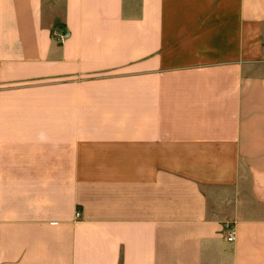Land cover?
Masks as SVG:
<instances>
[{
	"label": "crops",
	"instance_id": "1",
	"mask_svg": "<svg viewBox=\"0 0 264 264\" xmlns=\"http://www.w3.org/2000/svg\"><path fill=\"white\" fill-rule=\"evenodd\" d=\"M0 264H264V0H0Z\"/></svg>",
	"mask_w": 264,
	"mask_h": 264
},
{
	"label": "built area",
	"instance_id": "2",
	"mask_svg": "<svg viewBox=\"0 0 264 264\" xmlns=\"http://www.w3.org/2000/svg\"><path fill=\"white\" fill-rule=\"evenodd\" d=\"M76 216L79 218V217H80V213L78 212ZM234 240H235L234 232H233V231H230V232H229V235H228V237H227V241H228L229 243H233Z\"/></svg>",
	"mask_w": 264,
	"mask_h": 264
}]
</instances>
